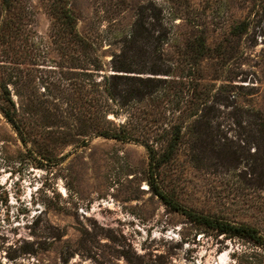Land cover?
<instances>
[{"label": "rangeland", "instance_id": "obj_1", "mask_svg": "<svg viewBox=\"0 0 264 264\" xmlns=\"http://www.w3.org/2000/svg\"><path fill=\"white\" fill-rule=\"evenodd\" d=\"M0 107V264H264L150 184L264 239V0H0Z\"/></svg>", "mask_w": 264, "mask_h": 264}, {"label": "trees", "instance_id": "obj_2", "mask_svg": "<svg viewBox=\"0 0 264 264\" xmlns=\"http://www.w3.org/2000/svg\"><path fill=\"white\" fill-rule=\"evenodd\" d=\"M10 0H3V2L7 5ZM63 15V18H65V23L66 26L70 25L71 23V16L68 14L67 11H63L60 13ZM69 27V26H68ZM73 32V28L70 27L69 33L71 34ZM79 41H82L81 38H79ZM192 46L195 47L194 49V54L195 56H203V49H204V44H203V38L199 37L196 39L193 43ZM118 69L127 71L128 68H123V66H120ZM114 78H119L118 76H113ZM141 80V79H140ZM143 81V80H141ZM8 94V92H7ZM6 99L9 101V96L6 95ZM11 103V102H10ZM4 117L13 125V127L18 131L20 134V126L15 118V110H10L9 108H3L0 107ZM122 126V125H120ZM113 129L109 130H97L95 131L96 134L102 135L104 137H111V138H116V139H121V140H129L128 134L123 130V129H117L119 131H115ZM177 136V135H176ZM176 136H172L169 139V142L166 144L165 150L161 153L160 158H158L155 166H158L162 162H165L168 160L173 153V150L176 146ZM151 155V160L154 158L153 152H150ZM152 190L154 194H156L164 204L169 206L171 209L180 212L181 214H184L189 220L201 224L207 228L214 229L218 234H224L232 237H240V238H245V239H250L254 242H257L261 245L264 246V239L259 235L258 231L249 225L243 224V223H234L230 222L227 220H223L220 218H215L211 217L208 215L204 214H196L195 212L191 211L190 209L182 206L179 202L169 198V196L163 192L161 189H159L156 184L150 183Z\"/></svg>", "mask_w": 264, "mask_h": 264}]
</instances>
